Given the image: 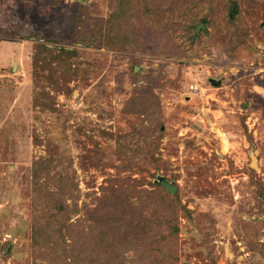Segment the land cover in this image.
Wrapping results in <instances>:
<instances>
[{"label": "rangeland", "instance_id": "374dc122", "mask_svg": "<svg viewBox=\"0 0 264 264\" xmlns=\"http://www.w3.org/2000/svg\"><path fill=\"white\" fill-rule=\"evenodd\" d=\"M144 4L0 0V264H264V0Z\"/></svg>", "mask_w": 264, "mask_h": 264}, {"label": "trees", "instance_id": "16d2710c", "mask_svg": "<svg viewBox=\"0 0 264 264\" xmlns=\"http://www.w3.org/2000/svg\"><path fill=\"white\" fill-rule=\"evenodd\" d=\"M174 2H176V0H174ZM174 2H172V0H156L155 7H153V8H155V10L153 8H151L152 6H150L148 4H144L145 11L140 12V13H142V15H151L152 14L151 12H152V9H153V11L159 12L161 14V16H167V18H169L170 13H172V11H173L172 9H175V8H177L179 6L180 0H177V3H175V4H174ZM127 4H128V2H127ZM181 5H182V3H181ZM196 5H197V3L195 2V6ZM189 6L190 5L184 6V9H185L184 12H187L188 10L191 9V7H189ZM234 15H235V10H233V8H231L230 11H229V16L230 17H234ZM200 23H202V25L206 24L207 23L206 18L200 19ZM190 25H192V24H189V26ZM191 27H193V26H191ZM187 28H188V26H187ZM169 29H171V27ZM195 30H196V32H195V35H196L197 33H199L200 30L197 31V26H196ZM35 200H36V198H35ZM36 201H38V199Z\"/></svg>", "mask_w": 264, "mask_h": 264}, {"label": "water", "instance_id": "95a60500", "mask_svg": "<svg viewBox=\"0 0 264 264\" xmlns=\"http://www.w3.org/2000/svg\"><path fill=\"white\" fill-rule=\"evenodd\" d=\"M203 25L200 24L198 27H197V31L202 27ZM217 84V83H216ZM160 185L168 192L170 193L171 195H174L176 193V188L175 186H173L172 184L164 181V180H161L160 182Z\"/></svg>", "mask_w": 264, "mask_h": 264}]
</instances>
